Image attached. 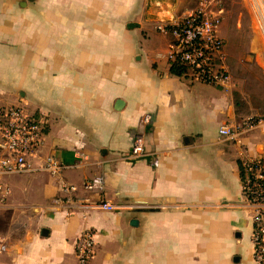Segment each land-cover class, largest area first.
<instances>
[{"label": "crops", "instance_id": "0c3cea01", "mask_svg": "<svg viewBox=\"0 0 264 264\" xmlns=\"http://www.w3.org/2000/svg\"><path fill=\"white\" fill-rule=\"evenodd\" d=\"M141 1L0 0V109L42 116L40 157L66 167L3 179L0 264H78L86 230L89 264H257L239 163L264 157V132L220 134L248 117L230 90L172 74ZM136 134L148 156L129 163Z\"/></svg>", "mask_w": 264, "mask_h": 264}, {"label": "built area", "instance_id": "2783aa9c", "mask_svg": "<svg viewBox=\"0 0 264 264\" xmlns=\"http://www.w3.org/2000/svg\"><path fill=\"white\" fill-rule=\"evenodd\" d=\"M255 16L258 32L264 40V0H249ZM198 7L182 19L161 22L157 31L171 39L168 60L171 67L182 68V76L193 82L228 89L230 76L225 65V42L218 36L223 24L221 0H198ZM143 126L152 125L150 115L143 117ZM48 124L38 115L29 114L20 106L0 109V196L8 193L3 183L5 177L45 173L58 177L66 167L55 156L40 157ZM260 128L264 132V120L247 119L234 128H222L220 134L230 141L239 142L249 132ZM148 156L145 139L136 134L131 149L123 156L129 163ZM246 177L243 194L248 206L253 209L252 236L253 258L257 264H264V157L258 161L243 164ZM102 177L85 184L88 192L98 190ZM63 192H76V188L65 186ZM103 211L117 208L104 201L92 206ZM95 233L84 231L77 239L76 256L78 264H89L95 254Z\"/></svg>", "mask_w": 264, "mask_h": 264}, {"label": "rangeland", "instance_id": "374dc122", "mask_svg": "<svg viewBox=\"0 0 264 264\" xmlns=\"http://www.w3.org/2000/svg\"><path fill=\"white\" fill-rule=\"evenodd\" d=\"M198 0H142L140 20L157 28L161 22L182 19ZM223 24L218 36L225 42V65L237 109L248 119L264 120V40L255 24L249 0H221ZM159 33V32H158ZM247 120V119H246Z\"/></svg>", "mask_w": 264, "mask_h": 264}, {"label": "trees", "instance_id": "16d2710c", "mask_svg": "<svg viewBox=\"0 0 264 264\" xmlns=\"http://www.w3.org/2000/svg\"><path fill=\"white\" fill-rule=\"evenodd\" d=\"M182 71H183L182 68H179V67H176V66L171 68L172 74L177 75V76L182 75ZM235 106L237 107L236 103H235ZM239 168H240V171H241L242 181H244V179L246 177V173H245V168H244L242 163H239Z\"/></svg>", "mask_w": 264, "mask_h": 264}, {"label": "water", "instance_id": "95a60500", "mask_svg": "<svg viewBox=\"0 0 264 264\" xmlns=\"http://www.w3.org/2000/svg\"><path fill=\"white\" fill-rule=\"evenodd\" d=\"M119 106H121V103H118ZM134 224H136V221H134Z\"/></svg>", "mask_w": 264, "mask_h": 264}]
</instances>
